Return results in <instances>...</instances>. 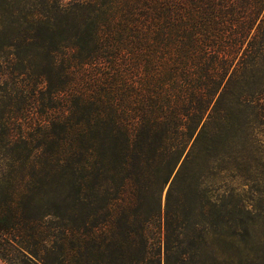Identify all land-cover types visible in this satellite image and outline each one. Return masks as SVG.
Instances as JSON below:
<instances>
[{"label": "trees", "instance_id": "trees-1", "mask_svg": "<svg viewBox=\"0 0 264 264\" xmlns=\"http://www.w3.org/2000/svg\"><path fill=\"white\" fill-rule=\"evenodd\" d=\"M50 21L27 13L0 45V259L147 264L153 197L169 183L181 233L172 177L236 111L264 110V0H58Z\"/></svg>", "mask_w": 264, "mask_h": 264}, {"label": "rangeland", "instance_id": "rangeland-1", "mask_svg": "<svg viewBox=\"0 0 264 264\" xmlns=\"http://www.w3.org/2000/svg\"><path fill=\"white\" fill-rule=\"evenodd\" d=\"M57 1L0 0V45L10 32L27 26L23 22L27 13L46 15L53 22ZM9 58L8 50H0L2 71ZM249 69L251 85L262 89L254 98L264 100V56ZM4 100L0 96V110ZM236 116L223 123L214 142L204 143L199 158L186 160L176 180L172 177L170 203L182 197L181 233L176 222L165 226L169 183L153 197L156 210L145 222L147 264H264V110L249 106ZM7 126L8 121L0 119L4 140ZM6 155L7 148L0 149V174L9 170Z\"/></svg>", "mask_w": 264, "mask_h": 264}, {"label": "crops", "instance_id": "crops-1", "mask_svg": "<svg viewBox=\"0 0 264 264\" xmlns=\"http://www.w3.org/2000/svg\"><path fill=\"white\" fill-rule=\"evenodd\" d=\"M0 264H8L6 262H4L3 260L0 259Z\"/></svg>", "mask_w": 264, "mask_h": 264}]
</instances>
